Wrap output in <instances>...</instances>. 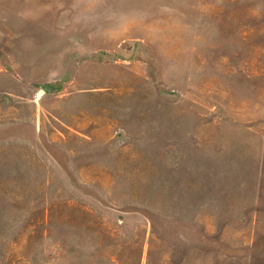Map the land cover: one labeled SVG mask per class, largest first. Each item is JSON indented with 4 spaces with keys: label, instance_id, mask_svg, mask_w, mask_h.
Returning a JSON list of instances; mask_svg holds the SVG:
<instances>
[{
    "label": "rangeland",
    "instance_id": "374dc122",
    "mask_svg": "<svg viewBox=\"0 0 264 264\" xmlns=\"http://www.w3.org/2000/svg\"><path fill=\"white\" fill-rule=\"evenodd\" d=\"M264 264V0H0V264Z\"/></svg>",
    "mask_w": 264,
    "mask_h": 264
},
{
    "label": "trees",
    "instance_id": "16d2710c",
    "mask_svg": "<svg viewBox=\"0 0 264 264\" xmlns=\"http://www.w3.org/2000/svg\"><path fill=\"white\" fill-rule=\"evenodd\" d=\"M153 250V246L152 244H149L148 246V253H147V257H146V264H149L151 262V256H152V251Z\"/></svg>",
    "mask_w": 264,
    "mask_h": 264
}]
</instances>
